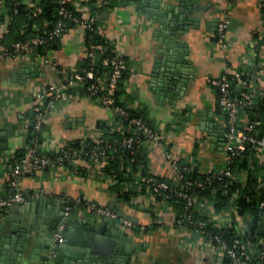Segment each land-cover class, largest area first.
Here are the masks:
<instances>
[{
  "label": "crops",
  "instance_id": "crops-1",
  "mask_svg": "<svg viewBox=\"0 0 264 264\" xmlns=\"http://www.w3.org/2000/svg\"><path fill=\"white\" fill-rule=\"evenodd\" d=\"M68 1L80 15L89 16L100 0ZM20 2L32 7L37 0ZM260 5L261 0H119L98 12L97 33L127 66L118 99L123 107L143 117L162 142L145 144L150 173L174 178L165 152L181 164L196 166L200 172L221 169L225 113L218 107L217 92L209 80L225 72L246 73L259 97L264 98V40L253 36L264 24ZM180 12L192 21L171 49L166 39V16L175 17L173 14ZM223 15L228 24L221 42L216 29ZM159 19L165 23H159ZM6 22V17L0 21V38ZM84 33L82 27H75L63 35L46 56L47 62L33 54L0 59V131L8 130L6 147L0 149V196L15 189L24 195L22 202L29 205L39 198L46 199L47 206L49 201H57L55 206L42 207L52 213L58 203L70 202L75 218L83 226L91 222L114 232L115 239L135 250L131 264H227L197 230L174 225L172 206L156 201L147 192H137L129 200L120 197L119 192L138 191L139 186L104 173L105 159H79L73 166L54 162L30 175L12 174V165L32 148L42 154H56L70 143H80L83 149L97 143L104 132L101 124L108 132H133L86 90L77 87L66 100L55 102L37 139L28 138L36 95L59 80V70L76 72L88 59ZM97 56L95 53L94 62ZM168 57L174 64L171 71L177 76L175 87L173 79L163 74ZM102 75L106 78L108 73ZM236 90L239 92L240 87ZM239 114V123H245L247 115ZM86 203L113 209L133 227L95 214ZM29 205L17 211L19 222L30 215ZM38 209L41 211V206Z\"/></svg>",
  "mask_w": 264,
  "mask_h": 264
},
{
  "label": "built area",
  "instance_id": "built-area-1",
  "mask_svg": "<svg viewBox=\"0 0 264 264\" xmlns=\"http://www.w3.org/2000/svg\"><path fill=\"white\" fill-rule=\"evenodd\" d=\"M66 1L57 0L60 4L58 11L60 17L52 24L50 30H44L40 35L36 34L24 41H16L8 46L0 43V59L27 54L31 49L45 46L55 39H60L75 27H82L86 30L98 20V12L89 16L72 15L65 7ZM114 1L119 0H100L98 7L109 6ZM260 10L264 20V0H261ZM66 20L73 22L74 26L68 27ZM227 24L228 20L223 15L218 21L216 29L217 37L221 42ZM257 34L259 37L264 35V24ZM94 54L87 49L89 61L85 67L73 73L59 70V80L48 85L36 95L37 103L32 121L33 132L36 135L34 140L37 139L44 120L55 102L66 100L71 89L85 86L87 83L85 86L86 92L113 115H119L123 120H126L128 127H133L135 131L144 133L145 143H162L160 136L155 133L151 126L146 124L140 117H130L127 109L116 103L117 83L123 71L127 69L126 62L119 57L105 59L104 63L110 66V71L107 77L104 78L102 74H97L94 70ZM37 57L43 58L45 62L48 61L47 57ZM209 85L216 90L217 103L226 117L224 159L221 169L201 172L205 174L203 179L186 180L181 190L175 189L173 191L175 195L181 197L184 201L183 212L175 216L174 225L197 230L201 235V239L218 251L224 262L227 259L228 264H264V125L260 126L259 121L250 120L249 118L245 123H239V113L243 112L248 117L247 109L254 106L259 95L246 73L230 74L225 72L211 78ZM237 86L240 87L239 92L236 90ZM100 142L101 140L98 141V143ZM140 143L141 140L137 135L129 136L121 141L122 146L129 148ZM113 146V144H107L99 151L91 150L85 152L84 155L91 160H97L104 157L110 149L112 151ZM81 153L61 150L53 154L52 157V154H42L36 148H32L17 163L12 165L11 172L15 177L30 175L54 162L73 166L79 159H83ZM248 153L256 158L257 169L252 166L242 167L240 165V160L242 161ZM165 157L172 171L177 174L181 169L177 161L168 152H165ZM214 182H218L219 185H217L218 183L214 185ZM221 183L223 185L222 189H220ZM246 185L254 192V195L261 197L255 215L240 213L238 205H235L240 190ZM167 188L168 185L161 181L153 187L151 195L154 196V192L158 189ZM193 188H208L212 195L220 192L228 199L230 206L217 209L213 205V199H199L189 194L188 191ZM244 197L246 201H249V197ZM23 200L24 195L20 193H16L12 198L0 200V212ZM86 207L95 214L112 220H119L126 227H133L130 220L119 216L117 212L107 206L86 203ZM194 212L198 217L194 215ZM253 216L256 217V221ZM254 226L258 230H255Z\"/></svg>",
  "mask_w": 264,
  "mask_h": 264
},
{
  "label": "trees",
  "instance_id": "trees-1",
  "mask_svg": "<svg viewBox=\"0 0 264 264\" xmlns=\"http://www.w3.org/2000/svg\"><path fill=\"white\" fill-rule=\"evenodd\" d=\"M2 8L4 9L3 14L0 13V21L6 17V29L3 33L2 37L0 38V43L3 45H10L16 41H24L25 39L32 37L36 34H41L44 30H50L52 24H54L60 17L58 14L60 4L57 0H37V2L32 6L28 7L23 5L20 0H2ZM65 7L70 13L74 16H79L80 14L74 10V8L70 5L69 1L67 0L65 3ZM104 7H98V4L94 6V13L100 12ZM68 27H73L74 23L66 20ZM38 30H37V29ZM254 39L258 41L264 40V35L258 36L257 33L254 35ZM59 43V39H55L54 41L48 43L45 46H38L34 49L29 50L27 54H35L37 56L46 57L48 53L53 49L56 48L57 44ZM84 43L88 49L93 53H96L99 56V59L94 64V70L97 74H102L103 72L109 73L110 66L104 63L105 59H111L114 57H118L110 47L105 39L99 35L96 31V23H94L90 28H87L84 33ZM34 55V56H35ZM36 56V57H37ZM97 56V57H98ZM123 59L122 57H119ZM88 59L84 60L82 67H85L88 63ZM125 61V60H124ZM127 77L126 69L123 71L121 78L117 83V90H116V103L123 106L119 101V95L122 92V88ZM249 79L251 77L249 76ZM87 84V83H86ZM85 84V86H86ZM85 86H81L82 89L85 90ZM75 89H71L69 91L73 92ZM221 109V107L218 105ZM222 110V109H221ZM129 112L130 117H140L146 124L151 126L143 117H141L138 113L132 112L127 109ZM35 112V111H34ZM33 112V118H34ZM248 118L250 120H257L260 122V126L264 125V98L257 97L256 103L252 108L247 109ZM115 119L119 121L124 126L128 127L127 121L123 120V118L119 115H114ZM33 120V119H32ZM226 121V117H225ZM101 124L99 127L104 132L102 134L101 142L100 143H90L86 148H82L80 143H70L67 147H65V151L68 152H82V158L85 160H90L87 156L84 155L85 152H89L91 150L99 151L102 147H105L107 144H113L112 151L107 152L104 157H101L97 160H91L93 162H98L105 159V166L103 168V172L110 174L114 179L118 180L119 182L123 181H130V182H137L139 186L138 191H124L119 192L118 195L123 197L126 200L131 199L133 196L137 195L138 193H151L154 186L157 183L164 181L167 185V189H158L154 192V196L156 201L158 202H165L169 206H172L175 210L176 216L180 215L184 209V201L181 197H178L174 194V190H181L183 183L186 180L196 181L201 180L205 176L200 171L197 170L196 166H192L190 164H181L177 161L178 166L181 168L180 171L175 174L174 178H166L156 176L149 172L148 162L146 158V151H145V135L144 133L137 132L133 127V132L126 131L124 133L118 131H110L108 132L107 127ZM152 128V127H151ZM153 129V128H152ZM132 135H137L139 140H141L140 144H136L132 147H125L121 145V141L124 138H127ZM35 134L32 130L30 131L28 138L30 141H33L35 138ZM38 137V135H37ZM54 156L53 154L51 155ZM240 165L242 167L252 166L254 169L258 168V163L256 158L252 157L250 153L247 154L245 158L240 160ZM138 177H135L137 176ZM218 182H214L216 185ZM219 185V183L217 184ZM220 189L223 188L222 183L220 184ZM234 188V187H233ZM138 192V193H137ZM189 194L195 196L196 198L203 199H213L214 200V207L217 209L227 208L230 206L228 199L222 195L220 192L212 195L208 188L200 189V188H193L190 189ZM249 197V201H246L245 197ZM260 196L254 195V192L249 188L248 185L244 186L238 195L235 205H238L240 213L252 214L255 215L258 204L260 202ZM194 215L198 217L196 212ZM254 220L256 221V217ZM256 225V224H255ZM255 230H258L256 226H254ZM225 262L228 264V260L225 259Z\"/></svg>",
  "mask_w": 264,
  "mask_h": 264
},
{
  "label": "water",
  "instance_id": "water-1",
  "mask_svg": "<svg viewBox=\"0 0 264 264\" xmlns=\"http://www.w3.org/2000/svg\"><path fill=\"white\" fill-rule=\"evenodd\" d=\"M154 11H150L152 15ZM182 14L166 16V39L171 49L177 46L176 37L183 36L191 25L192 19ZM158 21L165 23L162 19ZM173 67V60L168 57L163 74L173 79L175 87L177 76L171 71ZM7 135L6 128L0 131V149L6 147ZM15 194L16 190L12 189L7 195H1L0 200ZM47 202L39 198L30 205L14 203L0 216V264H131L135 250L115 239L114 232L109 233L91 222L83 226L82 221L75 218L70 202L58 203L53 213L42 210ZM55 202L49 201L48 206ZM27 205L31 216L27 215L21 223L16 213Z\"/></svg>",
  "mask_w": 264,
  "mask_h": 264
}]
</instances>
